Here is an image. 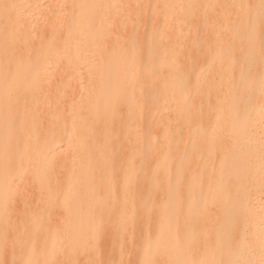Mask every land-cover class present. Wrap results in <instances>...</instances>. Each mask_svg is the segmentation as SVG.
<instances>
[{"label":"bare ground","instance_id":"obj_1","mask_svg":"<svg viewBox=\"0 0 264 264\" xmlns=\"http://www.w3.org/2000/svg\"><path fill=\"white\" fill-rule=\"evenodd\" d=\"M261 0H0V264H264Z\"/></svg>","mask_w":264,"mask_h":264},{"label":"snow or ice","instance_id":"obj_2","mask_svg":"<svg viewBox=\"0 0 264 264\" xmlns=\"http://www.w3.org/2000/svg\"><path fill=\"white\" fill-rule=\"evenodd\" d=\"M262 7H264V0H261ZM262 93H264V82H262Z\"/></svg>","mask_w":264,"mask_h":264}]
</instances>
